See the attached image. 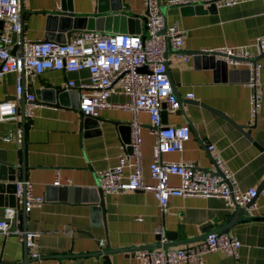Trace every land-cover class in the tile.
I'll return each mask as SVG.
<instances>
[{
	"label": "crops",
	"instance_id": "crops-1",
	"mask_svg": "<svg viewBox=\"0 0 264 264\" xmlns=\"http://www.w3.org/2000/svg\"><path fill=\"white\" fill-rule=\"evenodd\" d=\"M167 1L159 0L166 23L176 22L183 30V52L245 46L264 34V0L221 7L180 6ZM110 5L109 0H20L21 35L41 40L52 32V39L57 40V31L50 26L55 14L103 15L101 31L105 32L145 31L143 0H120L117 12ZM77 30L71 32L70 39ZM175 53L172 48L165 51L167 73L181 102L175 111L164 108L161 119L166 125L188 124L190 137L181 151L163 152L161 158L189 160L215 170L214 154L219 153L235 172L241 188L258 189L263 184L254 202L238 207L217 196H171L162 210L151 191H103L102 216L97 204L84 199L82 188L98 187V171L116 164L123 151L129 152L126 140L131 137V111L102 108L87 122L74 104L77 93L79 100V85L89 79L88 71L46 69L24 75V91L33 93L34 98L31 115L25 116L22 126L21 97L15 94L17 74L6 72L0 74V101L15 100L19 114L17 120H0V152L17 165L16 179H22L24 162L25 179L44 201L26 211L25 218L26 228L40 233L38 257L28 255L18 235L0 232V264H22L25 255L28 264H141L132 253L133 247L155 243L157 229L175 234L176 244L169 247L198 242L211 230L229 231L242 241L239 257L212 251L205 254L203 264H264V54L259 56L261 109L255 123L248 125L251 89L245 65L228 64L227 69L217 72L216 67L204 65L201 58L191 55L189 60L177 59ZM50 88L60 90L56 99H51ZM189 93L192 97H187ZM109 99L126 102L129 97L117 89ZM137 117L144 176L150 181L148 163L156 133L146 111L140 110ZM16 126L22 129L21 141L4 140L6 131ZM209 144L214 145L212 150ZM55 178L60 184H54ZM178 180L176 175L169 176L172 183ZM0 184L1 216L5 207L12 206V193L6 188L7 180L0 179ZM59 187L72 191L66 190L60 197ZM14 206L20 212L21 199L17 198Z\"/></svg>",
	"mask_w": 264,
	"mask_h": 264
},
{
	"label": "built area",
	"instance_id": "built-area-1",
	"mask_svg": "<svg viewBox=\"0 0 264 264\" xmlns=\"http://www.w3.org/2000/svg\"><path fill=\"white\" fill-rule=\"evenodd\" d=\"M248 0H168L167 4L180 6H230ZM146 9L145 31L118 30L105 32L97 29H78L68 41L55 39L31 40L22 37L20 0H0V74H17L15 94L25 93L27 102L24 115H31L33 93L24 91L21 73L31 75L46 69L75 71L86 69L89 79L79 85L78 108L84 115L96 116L100 109L118 107L130 110V151L122 152L116 164L97 173V186L104 192H125L128 190L151 191L162 210L171 196H217L226 199L231 206H244L258 195V189L239 186L235 172L225 159L214 154L216 169H206L193 161L163 160L161 153L181 151L183 143L190 137L188 124L166 125L162 122L164 108L175 111L180 103L166 71L165 51L176 50L177 59L189 60L192 54L181 50L183 30L176 22L166 23L158 0H143ZM144 36V37H143ZM252 46V48H250ZM216 53L229 65H245L248 70L247 85L251 89V118L253 125L261 109V70L259 56L264 54V34L245 46H223L204 49ZM120 89L127 94L126 102L109 99L111 93ZM192 97V94H187ZM140 110L149 114L156 140L152 159L148 163L150 181L145 180L141 155V123L137 117ZM18 103L15 100L0 101V120H17ZM22 129L9 128L2 136L4 140L21 141ZM208 148L212 150L213 144ZM217 171H220L218 173ZM170 175L178 176V182L169 181ZM54 184H60L55 178ZM15 195H24L26 211L44 201L42 195L32 192L31 182L15 180ZM22 202V201H21ZM161 232L160 229L156 230ZM0 232L16 234L23 240L30 257H38L37 237L39 231L23 228L19 210L15 206L3 209L0 216ZM241 239L229 231L211 230L194 243L177 247H140L133 255L141 264H203L205 254L223 251L239 257Z\"/></svg>",
	"mask_w": 264,
	"mask_h": 264
},
{
	"label": "water",
	"instance_id": "water-1",
	"mask_svg": "<svg viewBox=\"0 0 264 264\" xmlns=\"http://www.w3.org/2000/svg\"><path fill=\"white\" fill-rule=\"evenodd\" d=\"M111 2L110 8L111 10H113L114 12H117V10L121 9V5H120V0H109ZM159 1V0H158ZM160 4V2H159ZM160 8L161 11L163 13V15H165V11L163 6H161L160 4ZM21 11V9H20ZM147 13V12H146ZM104 21V16L103 15H90V16H76V15H69V14H55L51 17V22H50V26H52V30H56L57 34H56V39L59 41H65V40H69L70 39V34L73 30L76 29H83V28H87V29H97V30H101L103 29V22ZM55 37V34H53L52 32H49L45 35V38L47 39H52ZM144 37V36H143ZM190 54L193 55L194 58H201L203 61L204 65H211L212 67H216L217 72L220 71V69L222 68L223 70L228 68V63L224 60V59H220L217 57L216 53L214 52H209L206 50H202V49H196V50H191ZM230 70V69H228ZM166 71H167V63H166ZM22 78H24V73H21ZM49 92L52 94L51 95V99H56V97L59 96L60 90L59 89H55V88H50ZM72 92H70L71 94ZM24 92L21 93L20 97H21V108H20V112H21V122H22V126H24V121H25V115H24ZM177 99L179 101V103L181 102V99L177 96ZM8 100V99H5ZM76 103L74 105L78 106L79 104V100H78V93L75 99ZM164 106L163 105V109L161 111V116L164 115ZM86 116V121L88 122V120H91L90 118H92L91 115H85ZM240 128L244 129L245 126L242 125H238ZM127 147L130 151V137L127 138ZM262 149L264 150L263 146H261ZM24 162L22 161L21 164V170H22V179H25V174H24ZM16 170H17V165L14 162H11L8 160L7 156L4 153L0 152V179L1 180H7L9 182V184L6 185V188L8 191H10L12 194L9 196V205L14 206L15 205V201L17 199L16 195H15V190H16V186H15V180H16ZM218 173H220V171H217ZM3 185L0 184V190L2 191L3 189ZM263 188V184L261 186H259L258 188V193H260L262 191ZM59 191V196L62 197L66 190H68V192L70 193L72 191V188H65V187H59L57 189ZM83 190V196L84 199L90 202H93L95 204H97V210H99L103 216V210H104V206H103V198H102V194L103 191L100 187H93V188H82ZM63 193V194H61ZM256 197L253 198L252 202L244 205V206H250ZM15 200V201H14ZM21 201H22V208L20 209L19 212V217L22 223L23 228H26V224H25V218H26V210L24 208V195H22L21 197ZM238 207H240V205H236ZM104 221V217L102 218ZM163 237H165V240H163ZM175 234L172 232H158L155 235V239L156 242L149 244V245H143V246H135L133 247L134 249L140 248V247H164V248H168L171 245H175L176 242L173 241L175 239ZM118 249H122V250H127L128 248H118ZM22 264H28V258L25 255V257L23 258Z\"/></svg>",
	"mask_w": 264,
	"mask_h": 264
}]
</instances>
